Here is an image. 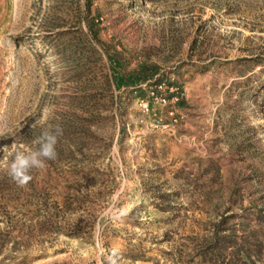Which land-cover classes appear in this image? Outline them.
<instances>
[{"label":"rangeland","instance_id":"374dc122","mask_svg":"<svg viewBox=\"0 0 264 264\" xmlns=\"http://www.w3.org/2000/svg\"><path fill=\"white\" fill-rule=\"evenodd\" d=\"M0 264H264V0H0Z\"/></svg>","mask_w":264,"mask_h":264},{"label":"clouds","instance_id":"9594fccd","mask_svg":"<svg viewBox=\"0 0 264 264\" xmlns=\"http://www.w3.org/2000/svg\"><path fill=\"white\" fill-rule=\"evenodd\" d=\"M63 134V129L58 125L54 128L44 129L33 141L38 147L35 150H25L23 145L15 142L11 146L0 148L11 159L7 166V175L21 188L26 187L33 179V170H44L47 161L57 158L56 145L58 137ZM0 137H5V129L0 127ZM122 256L118 249L113 248L106 257L105 264H121Z\"/></svg>","mask_w":264,"mask_h":264}]
</instances>
